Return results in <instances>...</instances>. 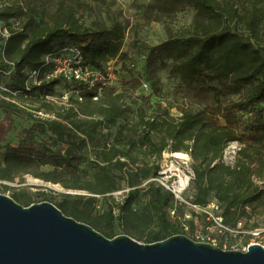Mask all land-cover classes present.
<instances>
[{
  "label": "trees",
  "instance_id": "trees-1",
  "mask_svg": "<svg viewBox=\"0 0 264 264\" xmlns=\"http://www.w3.org/2000/svg\"><path fill=\"white\" fill-rule=\"evenodd\" d=\"M173 1L191 7L194 14L185 27L175 31L166 27V39L149 48L147 61L152 64L159 60L189 88H196L199 79L216 81L224 95L211 111H183L177 118L157 111L148 113L142 106L133 109L125 100L128 89L119 91L104 82L90 88L69 83L75 98L54 110L47 98L53 96L55 85L62 80H41L27 89L28 72L46 70L43 56L55 54L71 43L80 48L83 64L102 70L106 61L123 56L121 46L128 23L114 19L109 24L92 21L87 25L80 20L75 6L64 2L58 3L47 20L21 5H6L0 10V19L7 24L24 18L17 23L19 29H10V35L2 38L0 82L8 70L4 59L12 61L14 67L7 75L8 83L0 84L5 88H0L4 124L0 141L15 118L32 120L31 126L19 133L17 142L5 145V152L0 153V185L8 189L4 181L29 173L67 189L85 191L75 195L72 202L63 198L52 203L108 238L116 235L113 225L117 222L124 233L151 243L173 234H186L167 211L172 205L182 206L174 202L170 191L150 178L156 175L164 150L187 151L194 172L191 202L204 205L215 200L221 205L227 227L237 229L238 223L245 220L246 225L253 219L251 228H257L256 218L264 215V186L259 185V181L264 183L262 23L253 11L239 10L218 0ZM246 85L251 90L238 100L225 98ZM18 99H35L46 107L44 114L53 112V116L38 115L42 107H36L35 113L26 110L15 102ZM250 108V117L239 114ZM130 115L135 117L132 122L128 121ZM121 119L123 123H119ZM46 134L59 146L47 144L42 137ZM231 141L239 146L229 165L223 161V151ZM86 147L93 150L94 158L89 162L90 173L83 176L79 165ZM45 165L53 170H41ZM59 168L70 170L69 177L57 178ZM139 176L148 180L147 200L135 210L133 187L121 200H116L112 192L119 189L118 180L133 185ZM11 197L20 203L16 195ZM97 197L109 199L101 213L93 214ZM31 202L27 200L23 205Z\"/></svg>",
  "mask_w": 264,
  "mask_h": 264
},
{
  "label": "rangeland",
  "instance_id": "rangeland-1",
  "mask_svg": "<svg viewBox=\"0 0 264 264\" xmlns=\"http://www.w3.org/2000/svg\"><path fill=\"white\" fill-rule=\"evenodd\" d=\"M218 1L221 4H231L239 10L253 11L259 16L264 29V0ZM6 2L7 5H21L27 12L34 13L43 20L49 19L59 2H64L74 5L80 20L87 25H91L92 21H101L109 24L114 19L128 23L121 46L123 56L110 59L103 64V68L100 70L102 78L99 81H104L106 84L116 87L119 91L128 89L125 100L127 103H130L133 109L142 106L148 113L157 111L169 117L177 118L183 111L196 112L203 109L211 111L216 107L215 101H220V99L224 98V95L219 91L221 86L218 82H208L199 79L196 88H189L181 84L168 71L167 66L160 64L159 60L150 64L146 59L149 48L166 39V27L172 28L175 31L189 24L194 14V10L189 6L179 4L173 0H7ZM23 20L24 18L21 17V19L17 18L15 22L21 23ZM1 45L2 37L0 36V58ZM8 81L9 76L4 75L1 77L0 84L5 86ZM142 82H147L149 89H141ZM250 90L251 87L246 85L241 87L240 92L231 93L225 98L238 100ZM71 98H75L73 87L65 81H60L54 87L53 96L48 97L47 101L54 107V110H58L60 106L68 105ZM15 102L34 113L36 107H42L40 112H36L42 117L53 116V112L44 114L43 108L46 109V107H43L41 102H37L35 99H18ZM251 109H247L239 114L243 115L244 118L246 116L250 117L253 113ZM2 118L3 112L0 110V138L4 128ZM134 119V115H130L128 121L132 122ZM123 122L124 120H119V123ZM31 124L32 120L15 118L10 130L6 132L4 138L0 141V153L3 155L5 152V145L15 144L19 133L23 129L30 127ZM117 129V126L112 128V133L114 134ZM42 137L46 140L47 144L59 146L48 134L42 135ZM154 139L156 140V137ZM238 146L239 143L237 141H231L227 144L223 151V161L225 164H233ZM166 151L170 150L166 149L162 152L161 158L158 160L160 166L167 161L163 154ZM82 155L83 158L79 165V170L83 176H87L90 173L89 162L94 158L93 150L90 147H86ZM40 169L52 171L53 167L45 165ZM69 174L70 170L64 168H59L56 171V177L61 179L68 178ZM147 181L141 176L138 177L133 185L128 184L125 179L118 180L119 189L133 187L132 193L134 199L132 208L135 210L140 209L147 200ZM3 184L9 188L5 189L0 185V193L9 196L14 194L21 199L20 203L22 204H26L27 200L32 202L50 201L58 203L63 198H68L72 202L75 195L86 193L82 190L64 188L60 183L45 181L29 173L23 174L13 181H4ZM259 185L263 187L264 183L259 181ZM193 191V183L190 182L185 196L189 198ZM108 199L106 197H97L93 214L101 213L105 209ZM173 207H176L175 209L178 214L191 213L192 220L190 221L193 222V227H189L186 235L194 240L201 241L196 237L198 233L207 234L215 237V242L210 243L211 245L232 250H242L250 241L248 231L252 229L253 219L247 221L246 225L244 224L245 220L242 221L237 227L236 232L218 235L214 228L210 227V224L203 215L194 211L191 212L186 207L172 205L169 208ZM169 218L173 220L170 214ZM256 223L257 228H263L264 215L258 216ZM101 226L107 227L104 223H101ZM113 231L116 234L124 233L117 222L113 225Z\"/></svg>",
  "mask_w": 264,
  "mask_h": 264
},
{
  "label": "water",
  "instance_id": "water-1",
  "mask_svg": "<svg viewBox=\"0 0 264 264\" xmlns=\"http://www.w3.org/2000/svg\"><path fill=\"white\" fill-rule=\"evenodd\" d=\"M0 264H264V246L222 249L183 233L151 243L108 238L50 201L23 205L0 193Z\"/></svg>",
  "mask_w": 264,
  "mask_h": 264
},
{
  "label": "built area",
  "instance_id": "built-area-1",
  "mask_svg": "<svg viewBox=\"0 0 264 264\" xmlns=\"http://www.w3.org/2000/svg\"><path fill=\"white\" fill-rule=\"evenodd\" d=\"M6 1L7 0H0V10L7 5ZM8 22L10 24H7L5 21L0 19V36L4 40L10 35V29H19L17 23H13V20H9ZM4 61L8 66V70H6L4 74L9 75L14 67V63L6 59H4ZM43 61L45 66L47 65L48 68L43 71H39V69L30 70L27 74V80L25 82V87L27 89L31 84H39L41 80H50L54 78H60L62 81L67 83L76 82L88 88L95 86L97 83L104 82L99 81L102 78L99 69L88 64H83L80 48L72 43L62 46V48H60L55 54L49 53L44 55ZM0 88L5 89L1 85ZM141 89H149L148 83L142 82ZM96 98L97 97L95 96L94 99ZM163 154L167 161L159 167L156 175L150 178V180H153L162 188L170 191L176 204L190 209L191 212L194 211L203 215L206 221L210 224V227H213L218 235H226L236 232L237 229H231L223 223L221 205L217 201L211 200L207 204L201 205L191 202L190 197L187 198L185 196L190 182L194 178L189 152L166 151ZM129 190V187L120 188L113 191L112 195L116 200H121ZM168 212L170 217L175 220L180 227H182L183 231H187L189 229V222L192 220L191 213L178 214L174 207L169 208ZM239 225L240 223H238V226ZM248 236L250 241L243 247L242 250H246L247 246L252 243H259L264 246V227L250 229L248 231ZM196 237L201 241L209 243L215 242V237H211L207 234L198 233Z\"/></svg>",
  "mask_w": 264,
  "mask_h": 264
}]
</instances>
